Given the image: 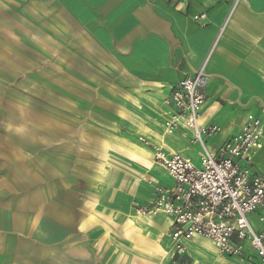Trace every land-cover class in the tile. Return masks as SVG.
Masks as SVG:
<instances>
[{"label": "crops", "instance_id": "0c3cea01", "mask_svg": "<svg viewBox=\"0 0 264 264\" xmlns=\"http://www.w3.org/2000/svg\"><path fill=\"white\" fill-rule=\"evenodd\" d=\"M0 66V264H260L236 238L240 257L202 237L178 255L172 219L137 210L173 186L140 137L202 155L165 133L179 81L204 68L212 153L263 118L264 0H0ZM251 157L264 178V132Z\"/></svg>", "mask_w": 264, "mask_h": 264}, {"label": "built area", "instance_id": "2783aa9c", "mask_svg": "<svg viewBox=\"0 0 264 264\" xmlns=\"http://www.w3.org/2000/svg\"><path fill=\"white\" fill-rule=\"evenodd\" d=\"M194 20L204 21L206 16ZM207 83L201 68L194 78L179 81L165 100V105L172 109L165 122L166 135L173 136L181 130L185 136L191 133V143L202 149L199 166L179 153H168L139 138L152 151L154 163L168 172L173 186L155 187L154 201L137 211L140 215L162 213L172 219L169 237L178 255L186 252L187 242L202 237L212 241L222 256L240 257L244 246L234 244L236 238L240 242L249 241L260 264H264V219L260 232L255 231L249 220V215L264 206V178L253 176L249 168L251 151L264 132V107L263 118L251 117L239 133L212 153L205 138L216 135L220 127H203L200 123Z\"/></svg>", "mask_w": 264, "mask_h": 264}, {"label": "clouds", "instance_id": "9594fccd", "mask_svg": "<svg viewBox=\"0 0 264 264\" xmlns=\"http://www.w3.org/2000/svg\"><path fill=\"white\" fill-rule=\"evenodd\" d=\"M57 31H60V29H57ZM54 55H56V53H53V56H54ZM4 70H5L4 66H0V71H4ZM56 175H59V173H56ZM83 258H84V259H87V258H88V257H87V254H85Z\"/></svg>", "mask_w": 264, "mask_h": 264}, {"label": "snow or ice", "instance_id": "6c2138e0", "mask_svg": "<svg viewBox=\"0 0 264 264\" xmlns=\"http://www.w3.org/2000/svg\"><path fill=\"white\" fill-rule=\"evenodd\" d=\"M109 71H111V69H109ZM2 152H7V149H0V153H2ZM218 182H219V181L217 180V183H218ZM216 191L219 192L220 189H216Z\"/></svg>", "mask_w": 264, "mask_h": 264}, {"label": "rangeland", "instance_id": "374dc122", "mask_svg": "<svg viewBox=\"0 0 264 264\" xmlns=\"http://www.w3.org/2000/svg\"><path fill=\"white\" fill-rule=\"evenodd\" d=\"M197 166H199V163L198 164H196ZM153 184V183H152ZM156 187H160V186H158V185H156Z\"/></svg>", "mask_w": 264, "mask_h": 264}]
</instances>
